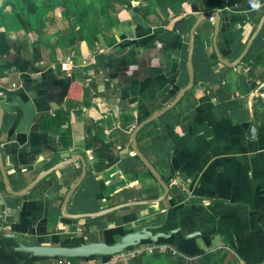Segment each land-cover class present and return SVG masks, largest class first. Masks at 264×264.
<instances>
[{"label": "crops", "instance_id": "0c3cea01", "mask_svg": "<svg viewBox=\"0 0 264 264\" xmlns=\"http://www.w3.org/2000/svg\"><path fill=\"white\" fill-rule=\"evenodd\" d=\"M207 12L216 15V32L211 17L195 26L191 85L174 102L188 79L190 26ZM133 13L119 11L107 45L101 37L64 50L55 40L22 39L20 52L11 45V67L0 70L9 187L21 190L65 163L20 195L0 178V230L24 245L70 246L110 243L147 225L173 231L140 243L162 250L124 264H264V119L254 94L264 83V19L257 27L264 0H207L162 20ZM135 129L136 148L167 179L159 202H148L162 189L131 149ZM12 246L0 233V264L53 260Z\"/></svg>", "mask_w": 264, "mask_h": 264}, {"label": "water", "instance_id": "95a60500", "mask_svg": "<svg viewBox=\"0 0 264 264\" xmlns=\"http://www.w3.org/2000/svg\"><path fill=\"white\" fill-rule=\"evenodd\" d=\"M208 17L212 18L213 22V30L214 33L216 32L217 29V23H216V15L213 12H207V13H200L196 16L194 22L190 26L189 32H188V42H187V57H186V71H187V83L186 85L178 91V93L174 97V102L179 98L180 94L190 87L191 81H192V67H191V54H192V46H193V30L197 23L202 21L203 19H206ZM264 19V13L260 17L257 27L261 24L262 20ZM254 35V33H253ZM250 40V39H249ZM216 55H218L217 51L215 50ZM219 58V56H218ZM221 59V58H220ZM233 65V64H231ZM264 85V83H263ZM156 114L151 115L148 120L153 119ZM147 120V121H148ZM138 126L136 127V129ZM136 129L132 132L131 134V149L133 153L138 157V159L141 161L142 165L148 170V172L151 174V176L155 179V181L158 183V185L161 187L162 192L159 196L149 199L148 202H159L163 197L166 195L167 192V185L164 182V180L161 178V176L155 171L153 166L147 161V159L139 152V150L136 148L135 145V138H134V132ZM65 162H61L56 164L52 168H57L61 165H63ZM52 168H48L44 171H42L40 174H38L30 183H28L24 188L18 191H12L9 187L5 170L3 168L2 162H1V157H0V178L1 182L3 184V187L6 192L8 193H14L16 195H20L29 188H31L43 175L48 173ZM83 174V171H81L78 179L69 187L64 200L68 197L70 192L73 190V188L77 185L79 182L81 176ZM136 203H146V200L143 201H128V202H123L114 206H110L104 209H100L98 211L88 213V214H70V217L73 218H78V217H83V216H97L101 215L104 213H107L113 209H117L123 206L127 205H132ZM151 227L147 225H139L134 227L133 229L124 232L120 234L115 240H113L110 243H106L102 240H86L83 242H79L78 244L75 245H40V244H29V245H24L21 243L18 238L12 234V233H4L3 231L0 230V233L5 236L9 237L13 240V246L12 248L18 251H22L25 253H28L30 256H36V257H45V258H55V257H90V256H102V255H109L114 252H117L123 248L129 247V246H135L140 244L142 241H147V242H156L158 237H163L166 238L169 236V234L173 230H169L166 232L162 231H151Z\"/></svg>", "mask_w": 264, "mask_h": 264}, {"label": "trees", "instance_id": "16d2710c", "mask_svg": "<svg viewBox=\"0 0 264 264\" xmlns=\"http://www.w3.org/2000/svg\"><path fill=\"white\" fill-rule=\"evenodd\" d=\"M154 2L155 5H158L162 11L165 13V8L170 9L171 11L177 13L179 10L177 9L178 4L183 2L184 0H140L136 5H133L130 10L136 15L140 14V17H147L150 12H153L150 6V2ZM207 2V0H205ZM96 8L93 6V0H42V6L46 10H53L56 7L61 8V14L64 13L65 9H70L73 13V20L77 25V38L75 39V43L81 39H87L89 41V45H98L99 37H101V42L103 45H107L110 43V34L111 28L117 22L115 18V13L118 10H122L123 5L129 4V0H95ZM6 5L9 10V19L11 21V25H13L15 30L21 28L23 31H27V28L30 27L29 17H35V21L40 25L39 18H37V10L38 6L36 4V0H6ZM117 4V7L114 8L113 5ZM17 4L21 5L19 7L20 11L17 10ZM2 9H0V70H5L11 67V63L8 61L7 57L11 50V44L7 39L6 30L11 28L10 24H6L2 21ZM99 16L103 21V26H96V16ZM17 24V28L15 27V23ZM29 23V24H27ZM105 31V32H103ZM96 33H102L99 35H95ZM23 42L22 39H15L14 41V49L17 52H20V48H22ZM2 75V74H0ZM41 117V116H40ZM42 120V117L38 119V121ZM147 174L151 176L147 169H145ZM152 177V176H151ZM166 182L167 179L163 178ZM1 184V183H0ZM2 185V184H1ZM161 238H159V241ZM158 242V239L157 241ZM106 255H102L104 257ZM179 257V256H178ZM70 259H90V257H68ZM181 259V257H179Z\"/></svg>", "mask_w": 264, "mask_h": 264}, {"label": "rangeland", "instance_id": "374dc122", "mask_svg": "<svg viewBox=\"0 0 264 264\" xmlns=\"http://www.w3.org/2000/svg\"><path fill=\"white\" fill-rule=\"evenodd\" d=\"M140 0H129V4L123 5V9L128 10L133 5H136ZM6 0H0V9H2V21H4L6 24L11 25V21L9 19V10L8 6L6 5ZM36 4L38 6L37 10V18H39L40 25L36 23L35 17H29L28 21L30 20V27L27 28V31H23L21 28H18L15 30L13 28L14 26L11 25V28H8L6 30V36L8 41L11 43V45L14 44L15 39H25L29 41L30 43L34 40L39 41V43H47V41H53L55 40V43L57 46H59L61 49L64 50V48H69L70 46H73L75 44V39L77 36V25L75 24L73 18V13L70 9H65L64 13L61 14V8L56 7L53 10H46L42 5V0H36ZM93 6L96 8V2L93 0ZM206 5L205 0H184L183 2L178 4L177 9L179 10L177 13L171 11L168 8H165V13L162 11V9L155 5L154 2H150L151 9L153 12H150V14L147 16L150 19L153 20H162L167 16L174 17L179 15L180 13L186 12L189 10V8H197L200 9ZM19 7L21 5L17 4V10L20 11ZM114 8L117 7V4L115 3L113 5ZM120 10H118L114 15L117 19V14ZM117 23L119 22L116 20ZM15 22L13 21V24ZM96 26L100 27L103 26V21L101 18L97 15L96 16ZM15 27L17 28V24L15 23ZM1 28V27H0ZM105 32V31H103ZM110 32V31H108ZM102 33H96L95 35H99ZM78 41H84L89 46V41L87 39H81Z\"/></svg>", "mask_w": 264, "mask_h": 264}, {"label": "built area", "instance_id": "2783aa9c", "mask_svg": "<svg viewBox=\"0 0 264 264\" xmlns=\"http://www.w3.org/2000/svg\"><path fill=\"white\" fill-rule=\"evenodd\" d=\"M82 63H85V59L82 60ZM255 96L257 97L259 111L261 114V117L264 119V85L259 87L255 92ZM175 184L179 185L180 188L186 192V188L181 183L180 180L174 179L173 180ZM153 248L157 250H162L164 247L159 245H142L138 244L135 246H129L126 248H123L117 252H114L112 254L106 255L104 257L102 256H93V258L90 259H70L68 257H55L52 261H50L47 264H118V263H127L129 261H132L137 256L141 255L144 252H152Z\"/></svg>", "mask_w": 264, "mask_h": 264}]
</instances>
